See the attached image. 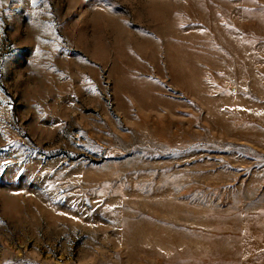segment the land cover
I'll list each match as a JSON object with an SVG mask.
<instances>
[{"label":"rangeland","instance_id":"obj_1","mask_svg":"<svg viewBox=\"0 0 264 264\" xmlns=\"http://www.w3.org/2000/svg\"><path fill=\"white\" fill-rule=\"evenodd\" d=\"M0 264H264V0H0Z\"/></svg>","mask_w":264,"mask_h":264}]
</instances>
